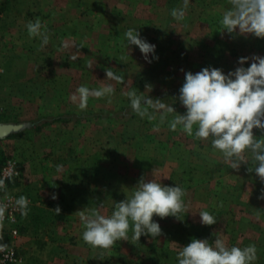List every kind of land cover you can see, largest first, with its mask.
Instances as JSON below:
<instances>
[{"label": "crops", "instance_id": "1", "mask_svg": "<svg viewBox=\"0 0 264 264\" xmlns=\"http://www.w3.org/2000/svg\"><path fill=\"white\" fill-rule=\"evenodd\" d=\"M206 2L210 3L208 0ZM4 4L9 6V13L4 18L8 17L15 26L10 23L8 29L0 25V39L4 43L11 38L15 43L9 46L10 49L0 46L2 101L13 100L22 106L25 97L20 94L21 91L14 88L11 94L9 87L23 86L22 91L27 90L26 93L30 94L31 101L28 103L42 105L41 95L46 94L42 87H50L49 82L52 80L55 83L53 87L62 81L69 91L81 85L94 89L111 84L115 89L111 96H89L85 108L79 107L81 101L77 94L78 98L73 101L78 102L77 120L61 118L41 128L29 127L27 130L31 136L26 135V130L12 141L17 146L15 156L22 171L21 180L12 189L27 197L29 204L44 208L50 215L44 228L49 236L42 240L45 247L48 245L49 259H46V264H170L172 257L177 263V253L182 246L193 238L209 239L205 234L200 238V231H217L219 227L226 230L224 238L231 246V238L227 233L230 225L226 217H221V212L228 214L232 209L224 207V204L222 208H216L212 199L218 196L217 193L227 180L234 182L238 193H245L246 201L253 195L260 196L264 185H260L262 182L257 180L259 177L255 174L254 180L248 179L249 176L243 179L242 172L250 164H242L239 170L229 167L224 170L228 165L223 161L222 154L212 148L210 140L196 139L179 129L172 131L167 120L161 123L158 117L155 120L141 118L132 111L124 93L131 89L139 92L138 87L143 81L145 83L149 75L159 74L153 84L157 91L151 94L148 93L150 88H143L142 95L147 93L153 98H160L167 104H173L177 112L183 113L186 109L179 102V89L167 99L160 95L168 86L182 83L180 79L174 80L176 73L185 77L186 71H200L199 65H192V61L194 64L203 62L208 52L213 54L214 59L210 66L221 68L225 73L235 68L229 69L233 59L237 62L241 56L263 55L262 47L251 42L254 40L252 35L236 37L219 29L212 32L208 29L200 34L198 22L209 21L211 24L216 20L209 17L208 13L204 17L192 13L190 16L186 14L185 26H181L178 31L173 30L174 38L170 43L164 44L162 38L170 18L166 0H6ZM72 8H76L77 13H71ZM37 17L48 29L49 42L44 46L47 47V63L43 67L50 73L49 76L38 73L36 48L41 41L38 37L29 36L26 28L29 20L34 21ZM196 17V25L188 27V23ZM130 27L138 28L142 37L156 45L159 59L149 63L138 46H130L129 50L126 42L117 40L124 38L123 33ZM184 29H188L189 33L184 32ZM98 30L105 33H99ZM196 36L197 39H194ZM99 37L104 39L101 49L100 46L95 49L89 46L101 41ZM193 39L195 44L193 47L189 45L190 49L186 50L188 53L183 61L179 50L181 47L187 49ZM99 54L105 60L109 55L110 62L102 60ZM138 54L142 55L141 60L137 58ZM24 55L30 63L26 73L22 72L13 81H7L11 62H17V59L22 62ZM106 68H112L121 75L122 81L106 78ZM2 88H5L4 91ZM106 107L111 111L107 115L108 119L103 120L97 111L105 110ZM173 115L170 114L168 119ZM253 131L255 135H261L260 130ZM142 175L157 180L163 176V184L176 183L182 186L186 190L184 200L190 205V212L181 213V219L154 215L153 219L159 222L162 229L157 238L142 235L139 241H132L129 231V240L117 241L109 249L93 248L85 243L82 239L80 211L98 208L102 214L110 215L116 202L132 194ZM241 181L258 182L259 188L257 190L255 184L252 191L248 187L244 189L246 186ZM53 193L57 199H52ZM57 207L61 209L59 214L55 211ZM241 208L237 209V219L240 212L247 213L245 206ZM200 210H208L217 222L213 225L202 224L198 213ZM251 220L262 226V218L259 220L253 216L244 222L247 223L246 228ZM27 233L22 236L31 240L30 245L22 246L28 248L35 245L34 248L39 250V238H30ZM211 237L210 241L215 239L214 235ZM242 240L239 234L236 242L242 243ZM33 249L29 247L30 252Z\"/></svg>", "mask_w": 264, "mask_h": 264}, {"label": "clouds", "instance_id": "2", "mask_svg": "<svg viewBox=\"0 0 264 264\" xmlns=\"http://www.w3.org/2000/svg\"><path fill=\"white\" fill-rule=\"evenodd\" d=\"M189 4L190 0H183L182 7L172 9V17L178 22L183 21ZM218 24L222 32L230 35L251 34L264 38V0H230V7L223 11ZM26 28L29 36L40 39L41 48L48 44L47 25L40 18L29 20ZM123 35L129 50L130 46H138L149 63L159 59L156 45L142 37L138 28L130 27ZM89 67H92L91 63ZM106 78L123 79L112 68H106ZM149 86L146 85V89ZM114 91L111 84L94 89L81 85L77 89L81 101L79 107H86L89 96L101 98L111 96ZM142 93L136 89L124 93L135 114L149 120L158 117L161 123L167 120L172 131L179 129L196 139L210 140L212 148L222 154L229 168L239 170L242 164H250L247 171L254 172L264 183V55L241 56L238 66L227 73L214 66L195 73L186 71L178 95L186 109L183 113L177 112L173 104ZM173 113L175 115L168 119ZM254 129L260 130L261 135H255ZM162 177L157 180L142 175L132 194L116 202L110 215L102 214L98 208L80 211L83 241L93 248L109 249L117 241L129 240V231L132 241H139L142 235L157 238L162 229L153 219L154 215L181 219V213L190 212V205L184 200L186 190L176 183L163 184ZM3 187L4 180L0 179V189ZM258 198L264 199V189ZM52 199H57L55 193ZM15 204L22 214L27 212V197L19 196ZM7 207V203L0 201V219ZM55 211L59 214L61 209L57 207ZM198 213L204 225L217 222L208 210ZM213 235L212 241L193 238L182 246L177 253V264H254L257 259L255 244L229 246L221 230Z\"/></svg>", "mask_w": 264, "mask_h": 264}, {"label": "rangeland", "instance_id": "3", "mask_svg": "<svg viewBox=\"0 0 264 264\" xmlns=\"http://www.w3.org/2000/svg\"><path fill=\"white\" fill-rule=\"evenodd\" d=\"M6 0H0V25L7 27L8 29L11 27L10 23H12V26H15V24L13 22H10L8 17H5L7 13H9V6L7 7L5 3ZM168 2L167 4V8H168V15L170 18H168V22L166 23V33L164 35V38H162V40L164 39V44H169L171 39H173V30L178 31L179 28L181 26H185V22L183 21H176L172 15H171V11L173 8H180L183 5V0H166ZM207 0H190V4L189 7L187 8L186 12H185V17L186 14H189L188 16H190V14L194 13V15H200L201 17H204V15H209L212 16L216 22L214 23H209V21H204V22H198L197 27H198V31L200 32V34H203L204 32H206V30L210 29V31H217L219 28V20L222 16V13L224 10H226L228 7H230V0H208L209 2H206ZM209 3V4H208ZM10 4V3H9ZM22 9H26V7L21 6ZM143 7H141L140 11H142ZM71 13H77V9L76 8H72ZM86 14V13H85ZM3 17V19H1ZM196 20L197 17L195 19H193L192 22L188 23V27H190V25H196ZM184 22V23H182ZM14 24V25H13ZM9 26V27H8ZM19 26V25H18ZM21 26V25H20ZM6 30V29H5ZM181 30V29H180ZM184 32H188V29H184ZM1 32V31H0ZM99 33H105V32H101L98 30ZM233 36H239L236 34H231ZM252 37L254 38V40H251V42L253 41V44L255 43V45L264 48V38H258L255 37L254 35H252ZM187 38V37H186ZM246 39L249 37H245ZM9 40H6V42H2V38L0 39V46H7L9 48V46L14 45V41L11 38H8ZM106 40H110L105 38ZM197 39V36L196 38ZM191 40L187 46V49L181 47L179 50L180 53V57L182 58V60L184 61L185 56L187 55V51H189V45H191V47L194 46L195 41ZM201 38L198 39V41L200 42ZM99 40L101 41H97V42H93L91 45V47H93V49L98 48V46H100L99 49H101V45L103 44V37H99ZM120 42H126L125 37L124 38H118L117 39ZM190 40V39H189ZM34 41V40H33ZM113 41H115V39H113ZM3 43V44H2ZM115 43V42H114ZM188 43V41H187ZM202 43V42H201ZM233 44V43H232ZM105 45V43H104ZM88 46V47H89ZM167 46V45H166ZM203 47V46H201ZM47 47H43L41 48V46L37 47L36 49H38V55L36 57V62L38 65V73H45L49 76V72L44 70L45 68L43 67L46 63H47V54L45 52ZM205 48V47H204ZM10 49V48H9ZM42 49V50H41ZM232 49V46H231ZM187 50V51H186ZM103 53V51L101 52ZM209 53V52H208ZM205 54V57L203 59V62H200L199 64L195 63L192 61V65H199L198 68H200V70L204 67H210V63L214 62L213 59V54L209 53V54ZM10 54V53H9ZM13 58H14V54ZM23 55V54H22ZM139 57H137L139 60H141L142 55L138 54ZM232 55H234L232 53ZM100 57H102V60L106 61L107 63L110 62V56L107 55L106 56V60L105 58H103V56L101 54H99ZM26 56H23V61L21 62V60L17 59V62L12 61L10 64V69L7 70L8 76H7V81H13V78L16 76L18 77V75H20L22 72L26 73L27 69L30 66V63L27 61V59L25 58ZM49 57V55H48ZM57 59V57H56ZM59 61V60H58ZM102 62V61H101ZM191 62V60H190ZM189 62V64H190ZM104 64V62H103ZM191 65V64H190ZM166 66V65H164ZM238 66V61L235 62V59L232 60V67H230L229 69L233 68V67H237ZM247 66V65H246ZM227 72V70H226ZM57 74V73H55ZM44 76V75H43ZM159 74H154V75H149L147 77V79L145 80V83L143 81V83L138 87L139 91L143 90V88L145 90H148L149 88V92L148 93H155L157 91V89H155L156 86H153V84L156 82L157 78L159 77ZM62 79V78H59ZM64 79V78H63ZM62 79V80H63ZM181 80L182 83H180V85L178 84H173L172 86H170V88L174 89H180V87L182 86L185 77H183L182 75H179L178 73H176L174 80L178 81ZM51 85L50 87H42L44 89V93L46 92V94L41 95L42 97V105L38 104V103H31L29 104L28 101L30 102L31 100L29 99L30 94L26 93V91H22L23 90V86L20 87H9V89L11 90V94H13L14 92V88H17V90L20 92V94H22L25 98H23L22 100V106L15 104V102L9 101V102H4L2 101L3 96H1L0 99V123L3 122H12V123H22L23 127L19 130L21 131V134L24 133L27 128L32 127L35 128V126L37 124H39L40 122H42L45 119H49L51 120L54 115L56 114L58 116H61V118H65V119H74L77 120L78 115H79V110H77V106H78V102L74 103L73 101L76 100V98H78L77 96V89L73 90L71 89L70 91L68 90V87H65V83L62 81H60L59 85L54 86L55 84L52 81L49 82ZM146 85H150L148 89H146ZM177 87H175V86ZM27 86V85H26ZM25 86V87H26ZM169 87V86H168ZM168 87L162 91H167V90H171L168 89ZM8 89V87H6ZM27 89L29 87H26ZM38 88V87H37ZM40 87V90L42 89ZM137 88V89H138ZM5 88H2V91H4ZM8 89V90H9ZM46 89H48L46 91ZM92 89V87L90 88ZM16 90V91H17ZM51 91V92H50ZM145 95H148L147 93H145ZM33 96V95H31ZM151 97H153V95H150ZM35 99V96H33ZM90 99V97H88V100ZM72 101V102H71ZM40 102V101H39ZM67 102V107L66 110L65 109V103ZM3 103V104H2ZM70 106H73L72 108H69ZM75 106V107H74ZM63 109V110H62ZM102 111V112H101ZM111 109L106 107V109H102V110H98L97 112L100 113L99 116L103 118V120L108 119L107 115L110 113ZM81 113V112H80ZM97 113V114H98ZM82 114V113H81ZM29 130L26 131V135L27 136H31L29 135ZM17 137H4L0 139V161L2 159H8L9 157L15 156V144L12 142L14 141ZM17 145V144H16ZM228 166L226 168H224V170H228L227 169ZM248 168V167H247ZM243 173V179H245V177H248V179L251 178V180L255 179V173L254 172H248L247 170L242 172ZM253 175H250V174ZM231 174V173H230ZM230 176H228L227 178H229ZM258 177V176H256ZM257 179V178H256ZM258 181H260V179H257ZM243 181H241L242 184ZM234 182L231 180H227L225 181V185H222V189L217 193L218 196L213 197L212 202L215 204L216 208L219 207H230L232 210L229 211L228 214H223V212H221V217H226V219L228 220V224L230 225V229L228 227V234L230 235V241L232 243V245H238L240 247H244L250 244H255L256 245V254H257V259L255 260L254 264H264V199H260L258 198V194L255 197L254 195L251 196L250 198H248V201H246V196L244 192H237V188L234 187ZM261 183V181H260ZM256 184V188L258 190L259 188V183L258 182H252V183H246L243 182L244 185V189H246L247 187L249 189L251 188H255L254 185ZM260 185H264V183H261ZM12 191H14L12 189ZM252 191V189H251ZM15 192V191H14ZM258 193V192H257ZM19 194V193H18ZM21 196V195H20ZM245 206L247 213H242L240 212L239 218L237 219L236 217V213H237V209H242L241 207ZM41 207L32 205L31 203L28 204V210L26 213H21L20 215V221L22 223H28L29 225V230L28 233L26 234L28 237L30 238H39V242L38 244V248L39 250H36L34 248L35 245L33 246H28V248L23 247L22 245H30L31 240H27L24 236H20L17 239H15V244L16 246L19 247V251L21 253V255L23 256V260L18 263V264H38V262H40L39 264H46V259L48 261L49 259V252H48V245L45 247L44 246V242L42 241L44 239V237H48L49 234L46 233L45 231V224L48 222L49 220V214H47L46 212L41 211ZM236 209V210H235ZM253 216H255L256 218H258L259 220H261L262 226L259 223H255L253 222V220L249 221V226L246 228L247 223H244L245 221H248L249 219H251ZM256 220V221H259ZM239 222V223H238ZM217 230H221L224 234L226 232V230H224L223 228L217 229ZM215 232V230H204L202 229L200 231V238L202 237V235L205 234L206 237H211V235H213V233ZM239 234H241V236L243 237L242 243L241 242H236L237 240V236H239ZM204 238V237H202ZM234 241V242H232ZM34 242V240H33ZM231 245V246H232ZM29 247H31V249H33L32 252H30ZM33 247V248H32ZM46 251V252H44ZM170 257H168L169 259ZM170 264H177L175 262V258L172 257V260H170L169 262Z\"/></svg>", "mask_w": 264, "mask_h": 264}, {"label": "built area", "instance_id": "4", "mask_svg": "<svg viewBox=\"0 0 264 264\" xmlns=\"http://www.w3.org/2000/svg\"><path fill=\"white\" fill-rule=\"evenodd\" d=\"M22 178L21 166L16 156L9 157L0 165V179L4 180V187L0 189V201L7 203L8 207L3 219H0V240L10 236L9 242H0V264H18L23 260L15 239L22 236L17 226L21 211L15 204L20 195L12 191V187Z\"/></svg>", "mask_w": 264, "mask_h": 264}, {"label": "trees", "instance_id": "5", "mask_svg": "<svg viewBox=\"0 0 264 264\" xmlns=\"http://www.w3.org/2000/svg\"><path fill=\"white\" fill-rule=\"evenodd\" d=\"M262 50H263V55H264V48H262ZM168 89H171L170 86L168 87ZM174 94H175V88H174V89L172 88L171 90L162 91V94H160V95H162L165 99H167V98L173 97ZM60 119H61V116H54L51 120H49V119H45V120H43L42 122H40L39 124H37V125L35 126V128H41L42 126H44V125H46V124H48V123H51V121L53 122V121L60 120ZM18 135H21V131L13 132V133H11L8 137H15V136H18ZM4 162H5V159H2V160L0 161V165H2ZM41 211L45 212V209H41ZM19 219H20V217H19ZM19 221H20V220H19ZM19 221H18V223H17V226H18V228H19L20 233H21V234H23V233H27L28 230H29V225H28V223H22V222H19ZM10 239H11V238H10L9 235H5V236L0 240V242H9Z\"/></svg>", "mask_w": 264, "mask_h": 264}, {"label": "water", "instance_id": "6", "mask_svg": "<svg viewBox=\"0 0 264 264\" xmlns=\"http://www.w3.org/2000/svg\"><path fill=\"white\" fill-rule=\"evenodd\" d=\"M23 127L22 123L3 122L0 123V139L9 136L11 133L19 131Z\"/></svg>", "mask_w": 264, "mask_h": 264}]
</instances>
